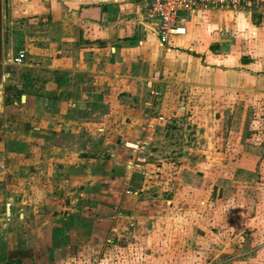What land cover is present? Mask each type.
I'll use <instances>...</instances> for the list:
<instances>
[{"label": "crops", "instance_id": "1", "mask_svg": "<svg viewBox=\"0 0 264 264\" xmlns=\"http://www.w3.org/2000/svg\"><path fill=\"white\" fill-rule=\"evenodd\" d=\"M6 6L22 36L15 46L9 37L5 53L24 49L26 58L11 64L0 87V264H169L218 255L213 247L197 249L204 239L212 246L237 239L234 221L214 217L213 202L204 206V169L182 175L181 163L165 196L172 194L148 192L147 199L139 191H106L104 182V190L93 189L74 181L75 171L62 179L55 171L49 179L44 167L67 161L54 155L70 146L71 136L88 133L90 114L130 125L147 120L152 139L156 120H139L142 113L179 117L189 103L264 86V7L190 13L162 44L135 0H6ZM256 46L258 59L251 55ZM101 124V132L113 129ZM205 152L172 159L208 167ZM140 160L148 162L136 165L141 169L155 167V179L167 178L169 161ZM183 180L194 188L178 186Z\"/></svg>", "mask_w": 264, "mask_h": 264}, {"label": "rangeland", "instance_id": "2", "mask_svg": "<svg viewBox=\"0 0 264 264\" xmlns=\"http://www.w3.org/2000/svg\"><path fill=\"white\" fill-rule=\"evenodd\" d=\"M4 1L3 37L6 52L9 37L15 46L22 34L19 19L9 17ZM258 50V46L251 50V55L256 59L260 57ZM9 85L11 83L6 87ZM239 89L229 94H219L208 103H189L185 114L179 117L169 115L162 120L157 116V111H152L151 116L142 113L139 120L150 121L151 117L156 120L149 126L153 131L152 139L147 135V120L145 124L134 121L130 125L122 117L99 120L90 114L91 128L87 130L85 126L88 133L71 136L70 146L54 155L61 158V152L67 161L58 162L57 167L46 164L44 175L50 179L49 176L56 171L57 177L62 179L70 171H75L74 181L92 184L93 189L104 190L99 184L104 182L108 184L106 191L118 190L122 195L128 191L131 194L139 191L144 194L143 197L150 196L145 194L148 192L169 197L172 193L169 196H165V193L172 188L170 178L179 171L181 163H185L182 175H195L197 169H204L208 172V181L203 182L202 189V197L206 200L204 206L213 202L217 211L214 217L222 223L234 221L237 228L233 230V238L237 239L230 244L218 240L217 245L213 246L210 239H204L199 245L202 248L197 249L208 251L213 247V252L218 255L207 254L201 260L185 259L169 264H264V86L261 83ZM101 122L113 129L104 132L97 130L99 126L104 127ZM118 135L122 136L119 144L116 143ZM77 136L80 140L85 138L84 142L77 141ZM192 146L199 149L194 152L190 150ZM201 149L208 152L213 165L191 166L188 159L181 162L172 159L177 156L199 157L204 152ZM150 153H154V156ZM146 156L154 158L150 163L163 159L166 163L169 161L165 168L167 178L155 179L154 172H150L155 169L154 166L149 168V172L136 166L148 163L140 160ZM75 161L79 166H75ZM116 173L120 178L112 184L110 177ZM149 177L154 179L153 183L148 181ZM180 184L183 189L194 188L184 180L178 186ZM150 197L147 199H152ZM204 217L210 219L209 209ZM226 235L225 230L220 231V237L224 240Z\"/></svg>", "mask_w": 264, "mask_h": 264}, {"label": "built area", "instance_id": "3", "mask_svg": "<svg viewBox=\"0 0 264 264\" xmlns=\"http://www.w3.org/2000/svg\"><path fill=\"white\" fill-rule=\"evenodd\" d=\"M139 5L141 20L153 27L158 39L166 44L181 31L180 20L190 13L209 9L230 8L253 10L264 7V0H135ZM26 58V51L19 49L5 63L20 65ZM137 147V145H133Z\"/></svg>", "mask_w": 264, "mask_h": 264}, {"label": "water", "instance_id": "4", "mask_svg": "<svg viewBox=\"0 0 264 264\" xmlns=\"http://www.w3.org/2000/svg\"><path fill=\"white\" fill-rule=\"evenodd\" d=\"M4 0H0V87H2L4 80L9 76L11 70V63H5L4 58H9L10 54L4 52V37H3V10ZM23 97V96H22ZM10 100V93H7L6 101ZM121 136H118L116 143H120ZM114 148V147H113Z\"/></svg>", "mask_w": 264, "mask_h": 264}]
</instances>
